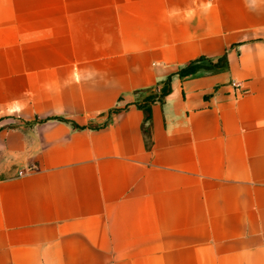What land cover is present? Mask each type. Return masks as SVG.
Masks as SVG:
<instances>
[{
  "label": "crops",
  "instance_id": "0c3cea01",
  "mask_svg": "<svg viewBox=\"0 0 264 264\" xmlns=\"http://www.w3.org/2000/svg\"><path fill=\"white\" fill-rule=\"evenodd\" d=\"M0 264H264V0H0Z\"/></svg>",
  "mask_w": 264,
  "mask_h": 264
},
{
  "label": "trees",
  "instance_id": "16d2710c",
  "mask_svg": "<svg viewBox=\"0 0 264 264\" xmlns=\"http://www.w3.org/2000/svg\"><path fill=\"white\" fill-rule=\"evenodd\" d=\"M225 63H226V59L225 58H222L219 60V62L215 65L216 68H221V67H224L225 66ZM196 69H197V64L196 63H191L189 66H187L186 68H184L182 71H181V75L182 76H190V75H193L195 72H196ZM168 92V89L167 88H164L162 90V96L166 95ZM155 99V96L153 94L149 95L147 98L144 99V103L143 105H137L138 108L142 109L145 113H146V118H145V124H148L150 123V110L149 108L147 107L148 104L150 102H152L153 100ZM130 104H133V103H130ZM130 104H126L124 106L121 105V101L120 103L112 110L109 111V114L108 115H113V114H118V113H121L123 111H125L129 106ZM60 122H64V123H67V124H71L75 129H85V128H91L93 130L95 129H100V128H103L105 127L107 124L104 123L102 125H98V126H94V127H91V126H88V127H79L77 125H75L74 123H70L69 121L63 119V118H59L58 119ZM144 134L146 136L149 135V133L147 131L144 130Z\"/></svg>",
  "mask_w": 264,
  "mask_h": 264
},
{
  "label": "built area",
  "instance_id": "2783aa9c",
  "mask_svg": "<svg viewBox=\"0 0 264 264\" xmlns=\"http://www.w3.org/2000/svg\"><path fill=\"white\" fill-rule=\"evenodd\" d=\"M233 86L234 87H239L240 85L239 84H236V83H233ZM20 176H22V173H20Z\"/></svg>",
  "mask_w": 264,
  "mask_h": 264
},
{
  "label": "rangeland",
  "instance_id": "374dc122",
  "mask_svg": "<svg viewBox=\"0 0 264 264\" xmlns=\"http://www.w3.org/2000/svg\"><path fill=\"white\" fill-rule=\"evenodd\" d=\"M19 176H20V173H19Z\"/></svg>",
  "mask_w": 264,
  "mask_h": 264
}]
</instances>
